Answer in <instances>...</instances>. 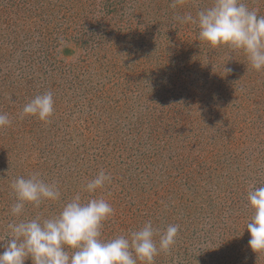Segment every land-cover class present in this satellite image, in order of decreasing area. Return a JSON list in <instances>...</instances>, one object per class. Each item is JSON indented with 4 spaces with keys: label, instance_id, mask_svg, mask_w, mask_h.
I'll use <instances>...</instances> for the list:
<instances>
[{
    "label": "rangeland",
    "instance_id": "obj_1",
    "mask_svg": "<svg viewBox=\"0 0 264 264\" xmlns=\"http://www.w3.org/2000/svg\"><path fill=\"white\" fill-rule=\"evenodd\" d=\"M157 1L0 0V112L19 121L0 128V253L9 223L58 216L80 194L114 209L105 240L149 221L178 225L154 264H222L223 232L242 249L223 264H264L246 227L247 192L264 186V70L174 19L212 0ZM242 2L264 16V0ZM46 92L54 115L17 134L33 117L21 119L23 107ZM102 170L111 182L86 192ZM34 172L57 184L60 199L26 203L14 217L10 183Z\"/></svg>",
    "mask_w": 264,
    "mask_h": 264
},
{
    "label": "clouds",
    "instance_id": "obj_2",
    "mask_svg": "<svg viewBox=\"0 0 264 264\" xmlns=\"http://www.w3.org/2000/svg\"><path fill=\"white\" fill-rule=\"evenodd\" d=\"M183 0H172L170 7L176 8ZM181 24H195L199 28V41L213 48L225 45L233 51L243 52L251 67L264 70V16L255 9L250 10L242 0H212L211 6L197 12L175 16ZM54 112L51 92L36 95L20 114L37 116L47 122ZM12 123L8 114L0 113V128ZM111 182V176L103 170L90 180L84 190L94 193ZM10 187L16 202L11 214L20 217L26 203L36 207L46 200L60 199L61 192L55 182L49 183L34 172L29 178L16 177ZM253 214L246 224L250 233L249 246L255 252L264 251V186H253L247 192ZM114 214L112 206L103 198L82 200L76 194L67 202L58 216L41 220H19L8 224L9 240L0 253V264H25L29 257L32 264H154L161 252L170 251L176 242L178 225H168L161 230L146 222L142 228L130 235H119L102 239V225ZM159 235V244L154 239ZM68 248L73 249L69 254Z\"/></svg>",
    "mask_w": 264,
    "mask_h": 264
},
{
    "label": "trees",
    "instance_id": "obj_3",
    "mask_svg": "<svg viewBox=\"0 0 264 264\" xmlns=\"http://www.w3.org/2000/svg\"><path fill=\"white\" fill-rule=\"evenodd\" d=\"M169 1V0H168ZM162 3H166L164 0H158L157 2H156V4L158 5V6H160ZM183 3H179L178 5H182ZM183 8H180V10H182V9H186L184 6H182ZM7 78V77H6ZM6 78H3V80L4 79H6ZM31 85V84H30ZM21 87H22V85H20ZM34 87V86H33ZM29 89H30V91H32L33 92V90H36L35 88H32V87H29ZM30 91L29 90H27V88L25 89V90H23V94H25V93H30ZM31 94V93H30ZM29 94V95H30ZM29 95L27 96V97H29ZM3 111H1L0 113H2ZM54 115V114H53ZM36 119H39L37 116H33L32 118H29L28 120H26V122H24L23 120H22V122H21V124L19 125V129H18V132H17V134L20 132V131H24L26 128H29L28 130H30V128L31 127H36V126H39V121H35ZM15 123H19V121H12V123H11V125L10 126H13L14 127V125H15ZM7 128L9 127V126H6ZM17 134H15V135H17ZM50 161H52V164H57V160L56 159H49ZM44 165L45 166H49V161L47 160L45 163H44ZM259 186H263V185H259ZM258 186V187H259ZM235 202H236V200H235ZM232 207H230L229 209H231ZM233 209V208H232ZM237 226V225H236ZM221 246H222V248H226L224 251H221L222 252V259L220 260V262H222V264L223 263H225L226 261H228L229 259H230V254L232 253V252H236V253H239L242 249H241V246H239V245H237V244H234L233 242H232V239H228V233L227 232H223L222 233V237H221ZM244 244V246H245V243H243ZM238 246H239V248H238ZM223 250V249H222ZM230 251H232L230 254H229V252Z\"/></svg>",
    "mask_w": 264,
    "mask_h": 264
}]
</instances>
